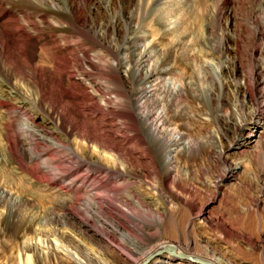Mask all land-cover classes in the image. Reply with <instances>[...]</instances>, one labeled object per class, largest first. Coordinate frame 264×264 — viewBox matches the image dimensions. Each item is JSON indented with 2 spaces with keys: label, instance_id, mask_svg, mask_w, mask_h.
<instances>
[{
  "label": "rangeland",
  "instance_id": "obj_1",
  "mask_svg": "<svg viewBox=\"0 0 264 264\" xmlns=\"http://www.w3.org/2000/svg\"><path fill=\"white\" fill-rule=\"evenodd\" d=\"M48 1L51 5H46L44 11L55 10ZM65 1L57 0L62 5ZM69 1L73 4L74 0ZM155 1L75 0L82 16L95 21L90 25L83 18L84 30L96 34L102 44L113 50L131 37V27H136L141 35L148 34V40L154 38L158 44V66L167 53L172 56L169 67L174 74L168 75L167 81L175 82L178 88L183 82L189 89L188 98L182 95L172 108L174 115L184 113L187 118L173 121L171 127L177 130L170 137L186 133V141L190 142L189 147L178 148L181 150L175 154L174 162L169 163L166 155L162 156L165 145H156V140L147 139L146 145L137 143L138 136L127 127V118L113 115L118 112L115 105L111 104L97 118L94 127L97 136L106 131L120 138L125 147L135 149V158L143 168L137 170L131 186L147 202L157 203L162 219L147 211L134 221L131 212L118 201L119 190L107 193L102 203L132 228L139 240L141 249L133 258L136 264L154 255L163 243L175 244L189 253L215 254L223 259V264H264V0H181L174 5ZM64 13L69 14L68 10ZM168 14H173V18ZM177 16V24H168V17ZM56 32L47 26L35 39L48 42L50 33ZM66 54L71 60L76 58L74 53ZM132 67L128 59L122 68L126 80H130ZM161 85L155 99L152 97L143 108L154 114L152 118L162 101L167 100L166 89ZM128 86L132 88L130 83ZM24 96L17 75L0 67V99L18 103ZM79 102L86 105L82 109L86 114L97 107L94 101ZM31 104L30 108L36 110L31 111L35 113L32 118L24 114L30 113L25 108L0 106V264H76L66 254L68 242L62 240L63 232L80 240L83 256V250H93L113 264H127L104 243L122 251L130 248V242L123 238L124 226L107 213L94 210L83 193L74 201L70 191L75 185L70 186L69 181L61 182V189L48 184L61 178L62 170L76 167L78 160L70 157L68 148L59 150L52 146L61 141L69 143L63 137L44 141L30 134L42 133L51 126L42 121L44 110ZM161 134L167 135L162 138L168 141V133ZM8 138L16 144L14 155L9 152ZM83 152L93 160L101 157L104 163H112L110 154H91L85 146ZM168 166L177 195L172 202L160 194ZM31 172H36L39 179L33 178ZM85 173L84 167L76 175ZM94 176L103 177L105 173L96 172ZM67 207L77 220L89 221L85 228L94 237L72 225ZM39 232L45 234L41 242ZM26 239L36 242V246L24 263L20 258ZM152 251L154 254L149 253ZM168 260L174 264L179 261L172 254L163 253L147 264H168Z\"/></svg>",
  "mask_w": 264,
  "mask_h": 264
},
{
  "label": "bare ground",
  "instance_id": "obj_2",
  "mask_svg": "<svg viewBox=\"0 0 264 264\" xmlns=\"http://www.w3.org/2000/svg\"><path fill=\"white\" fill-rule=\"evenodd\" d=\"M34 1L37 5L34 4L33 0H0V67H5L17 75V84L25 90L26 94L18 100V103L0 99V106L5 109L13 106L30 110V113L24 112L29 118L35 114L31 112L35 110L34 107L30 108L31 103V105L36 106L35 108L44 110L46 115L41 116L42 121L49 122L51 126L44 128L42 133L32 131L30 134L44 141L53 137L56 139L63 137L64 142L69 143L64 144L61 141L60 144L53 143L52 146L59 150H61L60 148L63 150L68 148L70 157L78 160L76 167L62 170L61 178L48 184L59 186L61 189L63 188L61 182L69 181L70 186L75 185V188L70 191L73 193L72 199L74 201L79 200L83 193L89 198L94 210L107 213L115 223L124 226L126 232L123 234V238L130 242V248L122 251L106 241L104 243L107 249L123 258L125 263L132 264L134 262L136 264L133 258L141 249L139 240L133 235L132 228L127 227L119 216L113 214L109 210L110 208L102 203V199L107 193L119 190L118 201L131 212V218H134V221L139 220V215L142 212L157 213L159 220L162 219V214L155 201L147 202L141 192L131 186L137 178V170L143 168V164L135 158L137 154L135 149L125 147L120 138L112 134L109 135L106 131L97 136L94 127H97V118L106 109L108 110L111 104L115 105L114 107L118 109V112L113 113V115L119 114L121 117L127 118V127L138 136L137 143L146 145L147 139L156 140V145H165L161 152L162 156L166 155L169 163L174 162L175 154L181 150L178 148L182 145H185L184 148L189 147L190 142L186 141V133H179L177 138L170 137L177 130V128L175 130L171 127L175 123L173 121L177 118H187L184 113L176 112L174 115L172 108L176 104L175 101L182 95L188 98L189 89L183 86V82L182 87L178 88L175 82L167 81L168 75L174 74V71L169 67L172 56L167 53L162 65L158 66L156 59L158 44L154 38L148 40V34L143 33L141 35L136 27H131L129 30L131 37H127L123 44L113 50L111 47L102 44L96 34L92 35L84 30L81 25L84 18L82 9L75 0L73 4L66 0L65 5L60 4L57 0H51L56 9L48 12L44 9L46 5H51L50 1ZM180 1L156 0L155 2L176 4ZM65 10H68L69 14H65ZM174 15L168 14L172 18ZM170 17H168V24H175L178 16L175 19ZM84 19L85 23L95 24V21H91L87 17ZM47 26L57 31L53 34L50 33L51 39L48 42L44 41V38L35 39L40 37ZM141 42H143V48ZM66 53H74L76 58L71 60ZM128 59L133 63L130 74L131 81L126 80L122 74V68L128 63ZM129 83L132 88L128 86ZM161 83H163L161 86L166 89V96L164 97L167 100L164 103L161 100V107L157 110L155 118H152L154 114L143 110V108L156 95ZM88 100L94 101L97 107L91 113L86 114L82 112L86 105H82L79 101L87 102ZM169 116H171L170 119ZM28 131H31L30 128ZM162 131L168 133L170 138L168 139L167 135L161 134ZM164 136H167L168 141L162 138ZM7 142L9 152L14 155L16 144L10 138ZM17 142L20 140L18 139ZM35 145L37 146L38 143ZM83 146L87 147L91 154L95 153L99 156L102 155L100 153H104L103 155L110 154L112 163L110 165L104 163L101 157L93 160L91 155H85ZM139 155L145 157L144 153ZM52 160H54L53 157ZM84 167L87 173L77 176L76 173ZM56 170L58 169L56 168ZM96 172L105 173V176H94ZM171 172L172 169L168 166L166 176L160 183V194L166 195L169 202H172L177 196L174 193ZM31 175L33 178L39 179L35 176L37 175L36 172H31ZM184 190L186 193H190L189 190L185 188ZM1 198L2 195L0 194V200ZM67 209V214L69 213L70 216L68 220L72 225L81 233L90 234L94 237L95 234L85 228L89 221L77 220L79 218L76 219L69 210L70 208L67 207ZM8 217L12 219L11 215ZM62 234V240L68 242L66 243V254L70 255L76 264H89L88 260H96L97 263L101 264H113L106 261L99 253H94L93 250H91L92 253L83 250L85 255L83 256L79 251L80 240L70 233L63 232ZM43 236H45L44 233H38L39 242L43 240ZM100 240L102 241V239ZM35 244L36 242L30 243L28 239L23 242V257L20 258V261L23 259L24 263L29 261L28 252L36 246ZM167 247H173L177 253L187 256L163 252L177 257L179 261L175 264H196L193 260L195 258L204 259L211 264H223V259L215 254L214 256H206V254L189 253L184 248L171 243H163L155 250L160 249L159 251H162ZM152 252L149 253L154 254ZM156 253L152 255L153 258L161 255V253L158 255ZM100 260H104V262ZM167 263L170 264L171 261L168 260Z\"/></svg>",
  "mask_w": 264,
  "mask_h": 264
},
{
  "label": "water",
  "instance_id": "obj_3",
  "mask_svg": "<svg viewBox=\"0 0 264 264\" xmlns=\"http://www.w3.org/2000/svg\"><path fill=\"white\" fill-rule=\"evenodd\" d=\"M163 252H171L173 253L174 255H177V256H184V257H187L186 255H183V254H180V253H177V251L173 248V247H167V248H164L162 251H159L156 253V255L158 254H162ZM153 256L149 257L148 259H146L142 264H147L148 262H150V260H152ZM196 263H199V264H211L210 262L204 260V259H201V258H195L193 259Z\"/></svg>",
  "mask_w": 264,
  "mask_h": 264
}]
</instances>
